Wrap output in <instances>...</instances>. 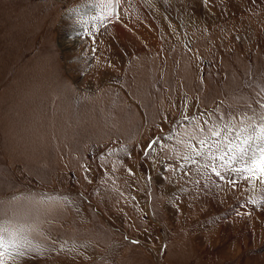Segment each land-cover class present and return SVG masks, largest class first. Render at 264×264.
I'll use <instances>...</instances> for the list:
<instances>
[{
  "label": "rangeland",
  "instance_id": "obj_1",
  "mask_svg": "<svg viewBox=\"0 0 264 264\" xmlns=\"http://www.w3.org/2000/svg\"><path fill=\"white\" fill-rule=\"evenodd\" d=\"M261 157L264 0H0V264H264Z\"/></svg>",
  "mask_w": 264,
  "mask_h": 264
},
{
  "label": "bare ground",
  "instance_id": "obj_2",
  "mask_svg": "<svg viewBox=\"0 0 264 264\" xmlns=\"http://www.w3.org/2000/svg\"><path fill=\"white\" fill-rule=\"evenodd\" d=\"M120 28V27H119ZM120 31H121V29H120ZM123 33V32H122ZM120 35V34H119ZM262 158V157H261ZM263 159V161H264V157L262 158ZM262 168H263V170L260 168V170L258 171V172H260V174H258L257 175V179H258V177H260L261 178V180H262V178H264V174L262 173V172H264V164L262 165ZM256 179V180H257ZM260 181V180H259ZM4 242H5V250L6 251H9V252H12L14 249H13V247L10 245V243H8L6 240H4Z\"/></svg>",
  "mask_w": 264,
  "mask_h": 264
}]
</instances>
